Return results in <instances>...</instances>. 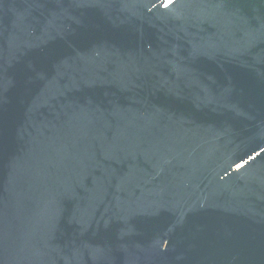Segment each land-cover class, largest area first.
I'll list each match as a JSON object with an SVG mask.
<instances>
[{"label": "water", "instance_id": "95a60500", "mask_svg": "<svg viewBox=\"0 0 264 264\" xmlns=\"http://www.w3.org/2000/svg\"><path fill=\"white\" fill-rule=\"evenodd\" d=\"M0 264H264V0H0Z\"/></svg>", "mask_w": 264, "mask_h": 264}]
</instances>
